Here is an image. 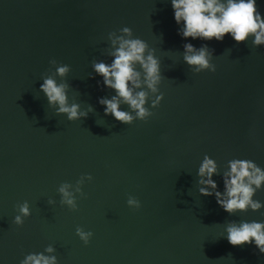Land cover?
<instances>
[{
  "label": "water",
  "instance_id": "95a60500",
  "mask_svg": "<svg viewBox=\"0 0 264 264\" xmlns=\"http://www.w3.org/2000/svg\"><path fill=\"white\" fill-rule=\"evenodd\" d=\"M125 26L156 50L163 75L154 115L131 125L104 115L98 97L111 90L90 76L94 60H109L108 33ZM177 29L170 0H0V264L49 245L58 264H264L253 245L221 237L228 221H264V208L230 215L195 185L204 155L221 171L233 158L264 168V47ZM188 42L214 50L215 72L183 62ZM52 59L70 67V101L95 109L87 118L56 115L38 92ZM86 174L77 210L62 206L60 184ZM254 198L264 202V189ZM24 201L31 215L17 226ZM77 227L93 233L87 245Z\"/></svg>",
  "mask_w": 264,
  "mask_h": 264
},
{
  "label": "clouds",
  "instance_id": "9594fccd",
  "mask_svg": "<svg viewBox=\"0 0 264 264\" xmlns=\"http://www.w3.org/2000/svg\"><path fill=\"white\" fill-rule=\"evenodd\" d=\"M170 4L178 25L177 34L182 39L223 41L227 35L237 43L250 41L254 48L264 47V13L258 9L257 0H170ZM107 41L105 55L109 60H94L90 76L94 73L101 77L97 84L102 83L112 94L98 97V103L103 106L105 116L110 115L124 125H131L136 120L147 121L154 115L151 109L157 108L163 99L159 88L163 79L160 58L146 41L134 37L127 26L109 32ZM213 51L207 44L196 47L190 42L184 43L182 60L195 74L215 72L216 66L211 62ZM49 63L54 71L42 77L38 92L43 93L47 105L54 109L56 115H64L68 121L87 118L95 111L93 106L89 104L86 110H82L74 97L71 101L69 99L70 86L64 78L70 67L59 64L55 59ZM124 106H127L126 110ZM214 177L222 180V190ZM92 179L90 174H86L74 185L61 183L57 189L60 204L77 210V195H85L82 186ZM195 185L199 195L214 197L217 205L230 215L264 208V202L254 198L258 191L264 189V168L251 159H230L221 171L216 160L204 155L196 172ZM126 203L133 209L141 207V202L131 195ZM48 204H55V201L49 199ZM30 215V205L24 201L17 206L13 223L21 226ZM76 235L87 245L93 233L77 227ZM221 237L233 246L253 245L264 254V221H228ZM54 253L55 248L49 245L42 252L26 254L19 264H58Z\"/></svg>",
  "mask_w": 264,
  "mask_h": 264
}]
</instances>
